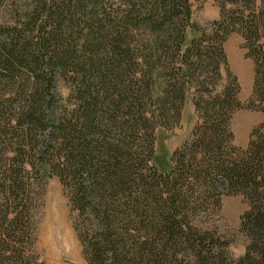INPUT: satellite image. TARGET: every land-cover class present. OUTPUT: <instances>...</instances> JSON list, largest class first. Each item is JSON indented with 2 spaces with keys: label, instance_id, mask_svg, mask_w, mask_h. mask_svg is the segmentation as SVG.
<instances>
[{
  "label": "trees",
  "instance_id": "1",
  "mask_svg": "<svg viewBox=\"0 0 264 264\" xmlns=\"http://www.w3.org/2000/svg\"><path fill=\"white\" fill-rule=\"evenodd\" d=\"M219 4L202 26L190 0L8 3L0 22V81L12 84L0 93V264H44L36 227L52 175L86 264H264V121L246 147L231 127L239 108L264 112V0ZM233 32L253 63L246 101L224 46ZM189 88L197 119L164 170L156 130L179 122ZM4 100L13 107L6 118ZM231 195L248 206L238 228L247 244L236 258L196 222L220 215Z\"/></svg>",
  "mask_w": 264,
  "mask_h": 264
},
{
  "label": "rangeland",
  "instance_id": "2",
  "mask_svg": "<svg viewBox=\"0 0 264 264\" xmlns=\"http://www.w3.org/2000/svg\"><path fill=\"white\" fill-rule=\"evenodd\" d=\"M11 0H0V22L8 21V3ZM192 9V20L202 26L219 14V0H190ZM196 30L188 28L186 35L191 37ZM165 47L170 46L168 52H162L166 57L174 55L173 44L170 41L164 42ZM241 36L233 32L228 35L224 46L231 70L237 74L240 82L239 97L242 101L250 98L253 85V63L251 58L244 55ZM170 55V57H171ZM165 57V58H166ZM173 58V57H171ZM163 59V57H162ZM166 58L164 62H168ZM161 79L156 80V86ZM221 81V80H220ZM62 91L66 88L60 83ZM193 88V87H192ZM185 93L182 102L181 116L179 122L173 124L170 129L158 128L156 130L155 153L156 163L161 169H168L170 165V154L177 146L187 139L193 129L197 116L192 100L193 90ZM12 84L10 81H0V93H11ZM10 101L4 100L5 118L13 112ZM264 103V102H263ZM264 121V112L251 110V108H239L235 111L231 120L234 132V143L246 147L252 128ZM44 195L42 206L37 216L36 227V250L44 264H86L82 255V248L72 227L69 216V205L64 195L63 187L58 178L54 175L45 179ZM247 204L240 195L222 197L220 215H198L196 220L199 225L208 229L217 239H213L217 250H226L232 258L243 254L247 244L246 236L239 228L240 215L247 209ZM205 213V212H204ZM200 222H199V221ZM214 238V237H213Z\"/></svg>",
  "mask_w": 264,
  "mask_h": 264
}]
</instances>
